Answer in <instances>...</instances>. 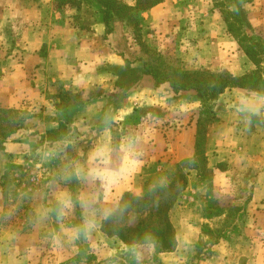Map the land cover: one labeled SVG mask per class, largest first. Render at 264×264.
<instances>
[{
  "label": "rangeland",
  "instance_id": "rangeland-1",
  "mask_svg": "<svg viewBox=\"0 0 264 264\" xmlns=\"http://www.w3.org/2000/svg\"><path fill=\"white\" fill-rule=\"evenodd\" d=\"M36 1L39 30L47 25L51 1L56 10L65 5L73 7V23L84 29H90L89 26L99 17L94 0H82L80 4L68 0ZM120 1L130 6L136 2ZM212 3L235 39L237 51L245 54L246 48H252L256 61L245 54L251 69L241 76L263 80L264 11L260 13L259 9L264 8V0H212ZM251 6H257L259 11ZM144 12L137 13L136 20L127 19V13L124 21H113L111 31L106 32L105 27L100 46L108 44L107 47L118 52L114 49L115 46L121 48L117 41L126 39L129 45L127 51L122 52L134 54L135 58L141 56L144 71L150 67L159 74L173 71L231 74L221 66L220 56H213L212 62L206 60L203 65L199 58L203 49L191 43L196 35L188 37L190 41L186 42H167L165 38L160 42L150 32L144 33L141 27ZM193 18L191 13L185 17L186 20ZM16 49V44H6L0 39L1 60L16 56ZM166 94L170 95L168 91ZM178 94H192L199 102L194 92ZM58 99L55 109H37L36 113L29 108L0 107V140H3V148H0V264H245L251 257L255 260L252 264H264V139L259 147L247 149L249 154L238 155L231 163L225 161V182L222 178H215L207 168L205 141L193 159L179 164V173L173 179L171 190L177 195L175 203L182 191L179 189L185 186L179 178L184 177V168H197L208 181L207 221L201 224V233L196 240L185 242L177 252L170 253L177 247L176 231L171 221L174 203L168 212L176 243L173 250L163 251L152 239L147 243L127 245L101 229L102 221L116 211L123 194L116 199L109 192L111 184L106 182V174L98 170L99 159L88 152V142L81 140L83 132L89 129L72 126L75 107L83 103L82 96L69 92L58 95ZM199 105L197 113L201 111L200 102ZM139 109L137 105L132 106L127 121H120L123 122L122 130H114L115 134L127 131L138 138L144 136L146 130ZM43 112L48 114L43 115ZM176 116L173 115L170 121L176 123L182 119ZM38 117L57 122L56 129L40 127ZM13 129V136L2 137ZM10 137L11 141L8 140ZM5 144L12 153L19 154L17 160L7 157L3 161L1 151L6 150ZM52 178L59 185L68 187L51 190L49 182ZM158 187L146 184L141 192L130 193L142 196ZM154 199L153 205L143 210L132 207L122 211L119 225L134 227L149 214L155 219L159 197ZM55 201L57 204H52ZM226 245L229 250H225Z\"/></svg>",
  "mask_w": 264,
  "mask_h": 264
},
{
  "label": "crops",
  "instance_id": "crops-1",
  "mask_svg": "<svg viewBox=\"0 0 264 264\" xmlns=\"http://www.w3.org/2000/svg\"><path fill=\"white\" fill-rule=\"evenodd\" d=\"M184 1L165 0L145 11L141 18L143 32H150L160 42L164 38L167 42H186L196 35L191 43L203 49L199 54L203 65L220 56L221 66L229 73L246 74L251 69L249 58L237 51L235 39L212 0ZM53 8L51 1L47 25L39 30L36 0H0V39L18 46L16 56L0 58V107L49 111L55 109L58 95L80 93L83 103L75 107L72 126L89 129L81 140L88 142V152L99 159L98 170L111 184L109 192L119 199L125 192H141L146 184L169 185L179 173V164L193 159L196 153L199 102L192 94H176L168 85H156L145 74L141 56L122 52L129 45L126 39L117 41L121 44L120 49L114 48L118 52L108 44L100 46L104 24L94 22L90 29H84L73 23V7ZM251 8L257 10V6ZM259 10L263 13L264 8ZM189 13L193 20L185 19ZM167 91L170 95H165ZM134 105L142 114L144 136L138 138L127 131L115 134L114 130H122ZM214 114L205 135L206 163L213 176L225 182V161L231 163L236 156L249 154L247 149L263 143L264 97L238 88L227 89L219 96ZM173 115L182 119L173 123ZM37 121L44 129H56L53 120L38 117ZM7 145L1 151L3 161L7 157L17 160L19 154L12 153ZM183 173L186 183L171 210L177 247L170 253L196 240L201 224L207 221L208 181L193 166L184 168ZM49 183L51 190L68 187L54 178ZM225 250H229L227 245ZM254 261L251 257L245 264Z\"/></svg>",
  "mask_w": 264,
  "mask_h": 264
},
{
  "label": "trees",
  "instance_id": "trees-1",
  "mask_svg": "<svg viewBox=\"0 0 264 264\" xmlns=\"http://www.w3.org/2000/svg\"><path fill=\"white\" fill-rule=\"evenodd\" d=\"M74 4L82 3V0H68ZM97 4L99 17L97 22L103 23L106 27V32L111 31L113 21H124L126 19L136 20L137 13L147 11L165 0H136L135 4L130 6L124 4L120 0H94ZM229 30L231 26L228 25ZM245 54L254 59L252 48H246ZM145 74L152 77L156 85L167 83L171 90L178 93L194 92L198 101L201 104V111L196 115V147L198 151L200 145L205 141V133L208 124L214 119V103L218 96L225 90L238 88L248 92H252L258 96L264 97V79H250L248 76H234L231 74H204L199 72H177L173 71L168 74H159L157 70L150 67L144 71ZM1 110V109H0ZM5 111V110H3ZM15 130H10L3 134V138H7L14 133ZM3 140H0V148H3ZM185 184V178L179 177ZM173 180L169 185L158 187L152 192H145L142 196H137L126 192L119 201V206L116 211L108 215L101 225L102 231L109 235L119 238L124 244L135 245L147 243L148 240H155L163 251H171L175 247V238L173 227L169 221L168 212L173 206L176 199V193L171 190L174 186ZM179 190H182L180 188ZM159 197V201L155 206V219H152L151 214L142 221L138 222L134 227H121L119 225V217L122 211L138 207L142 210L152 206L155 197Z\"/></svg>",
  "mask_w": 264,
  "mask_h": 264
}]
</instances>
